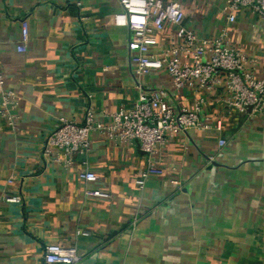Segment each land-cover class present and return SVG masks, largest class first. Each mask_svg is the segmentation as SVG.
<instances>
[{"label": "crops", "instance_id": "obj_1", "mask_svg": "<svg viewBox=\"0 0 264 264\" xmlns=\"http://www.w3.org/2000/svg\"><path fill=\"white\" fill-rule=\"evenodd\" d=\"M168 1L180 3L184 24L200 38L224 31L264 72V23L252 10L230 21L225 0ZM122 9L121 0H0V63L20 101L16 127L0 119V264H47L49 243L75 245L77 264H264V118L229 113L220 88L176 89L165 69L137 77L132 32L115 23ZM24 18L30 35L21 52ZM158 38L155 54L176 41V26L167 23ZM155 89L175 108L204 97L201 118L211 127L180 131L153 155L140 141L99 132L88 155H75L71 165L44 153L59 117L82 122L92 106L109 122ZM150 160L164 172L139 186ZM86 170L99 179H82ZM87 188L111 196H86ZM8 194L23 201L8 202Z\"/></svg>", "mask_w": 264, "mask_h": 264}, {"label": "built area", "instance_id": "obj_2", "mask_svg": "<svg viewBox=\"0 0 264 264\" xmlns=\"http://www.w3.org/2000/svg\"><path fill=\"white\" fill-rule=\"evenodd\" d=\"M80 6L82 0H74ZM231 14L243 8L252 10L264 23V0H225ZM122 11L115 15V23L128 27L132 36L128 46L133 55L131 60L137 77L154 69H165L171 76L176 89L190 87L199 91L222 89L227 110L244 113L247 117L264 118V72L260 73L259 59L248 55L240 47L233 46L225 32L202 39L192 28L184 24L185 12L180 3L168 0H121ZM167 23L176 26V41L159 54L152 52L158 45V33ZM29 22L21 20V42L19 51L26 50L29 40ZM186 58H189V60ZM206 99L199 97L191 107L175 108L166 98L163 89L144 90L137 101L128 108H121L110 114V121H99L95 109L90 106L82 122L67 116L59 117L55 129L45 140L44 153L55 152V160L71 165L77 154L87 156L92 147L91 134L99 132L120 143L140 141L144 151L153 155L159 145L165 143L180 131L189 128L206 130L211 126L203 123L201 113ZM18 92L5 79L0 63V119L8 126L16 127L20 121ZM218 128H222L219 120ZM227 141L219 140L224 147ZM164 170L152 160L141 171L136 182L143 186L151 176H161ZM79 176L87 182H95L99 175L91 170L82 171ZM180 184L178 179H173ZM86 196L110 198L111 194L100 189H85ZM8 202L20 203V194L3 197ZM77 235H89L88 231L77 230ZM81 259L75 245L49 243L45 246L44 260L47 264H77Z\"/></svg>", "mask_w": 264, "mask_h": 264}]
</instances>
